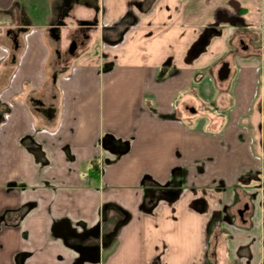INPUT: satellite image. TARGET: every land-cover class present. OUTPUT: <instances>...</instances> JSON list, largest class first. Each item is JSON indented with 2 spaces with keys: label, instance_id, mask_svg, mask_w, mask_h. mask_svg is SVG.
I'll use <instances>...</instances> for the list:
<instances>
[{
  "label": "crops",
  "instance_id": "crops-1",
  "mask_svg": "<svg viewBox=\"0 0 264 264\" xmlns=\"http://www.w3.org/2000/svg\"><path fill=\"white\" fill-rule=\"evenodd\" d=\"M263 83L264 0H0V264H264Z\"/></svg>",
  "mask_w": 264,
  "mask_h": 264
},
{
  "label": "flooded vegetation",
  "instance_id": "flooded-vegetation-1",
  "mask_svg": "<svg viewBox=\"0 0 264 264\" xmlns=\"http://www.w3.org/2000/svg\"><path fill=\"white\" fill-rule=\"evenodd\" d=\"M75 1H78V0H75ZM85 39H86L85 38V35L82 34L80 36V38L75 39L74 41H72L71 46L69 48V51H73L74 49L76 50L78 46H82L84 44ZM249 49H250L249 46L248 45H245L242 41L239 43V47H238L239 53L253 55L255 50L254 49H251L250 50L251 52H250ZM223 64H227L228 65L229 73H228V76H227V78L225 80L220 81L218 79V73H219V70L221 69V67H222ZM229 76H230L229 62H226V61L220 62L219 66H218V70H217V80H218V82L221 83V84H223L224 82H226V81L229 80ZM258 95H260V94L258 93L257 96ZM254 101H255L254 109H257L258 114L260 115V119H258V121L256 122V124H255L254 127H256L257 130L262 135L261 150H262V152L264 154V95L260 99L255 98ZM198 111H199V108L196 109V108H194L192 106H186L185 107V112L188 115H190V114L191 115H196V114H198ZM114 208H116V207H114ZM120 212L121 211L118 210V214ZM248 212H249V207L247 205L246 206H243L241 209L237 210V212H236V218L241 219L243 221L244 216ZM114 231H116V228H115Z\"/></svg>",
  "mask_w": 264,
  "mask_h": 264
},
{
  "label": "trees",
  "instance_id": "trees-1",
  "mask_svg": "<svg viewBox=\"0 0 264 264\" xmlns=\"http://www.w3.org/2000/svg\"><path fill=\"white\" fill-rule=\"evenodd\" d=\"M106 70L108 69V68H105ZM107 141V140H106ZM106 141H105V143H106ZM151 185H153L154 186V184L152 183ZM143 186H145V184L143 185ZM156 192H158L159 194H163L164 192H163V189H159L158 191H156ZM148 196H149V199H152V197H154L155 195L154 194H148ZM152 204H154V203H152ZM152 206L150 205L149 207H148V210L151 208ZM114 210L115 211H118L119 209H115L114 208ZM103 211V210H102ZM121 211V210H120ZM121 213L123 214V219H121L122 220V222H121V224H124V223H126L127 222V220H128V214L126 213V212H124V211H121ZM126 216H125V215ZM120 224V225H121ZM117 230H118V228H117ZM116 230V231H117ZM93 233H95V231H93Z\"/></svg>",
  "mask_w": 264,
  "mask_h": 264
},
{
  "label": "water",
  "instance_id": "water-1",
  "mask_svg": "<svg viewBox=\"0 0 264 264\" xmlns=\"http://www.w3.org/2000/svg\"><path fill=\"white\" fill-rule=\"evenodd\" d=\"M229 70H228V65L227 64H223L221 69L219 70L218 73V79L220 81L225 80L228 76Z\"/></svg>",
  "mask_w": 264,
  "mask_h": 264
},
{
  "label": "rangeland",
  "instance_id": "rangeland-1",
  "mask_svg": "<svg viewBox=\"0 0 264 264\" xmlns=\"http://www.w3.org/2000/svg\"><path fill=\"white\" fill-rule=\"evenodd\" d=\"M263 88H264V83H263ZM259 119H260V116L258 117ZM250 187L252 188V187H255V183H252L251 185H250Z\"/></svg>",
  "mask_w": 264,
  "mask_h": 264
}]
</instances>
